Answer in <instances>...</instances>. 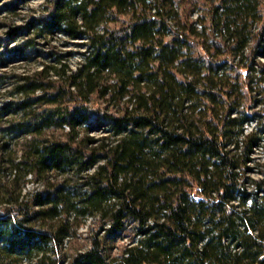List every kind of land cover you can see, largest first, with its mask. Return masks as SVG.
<instances>
[{
	"label": "trees",
	"instance_id": "16d2710c",
	"mask_svg": "<svg viewBox=\"0 0 264 264\" xmlns=\"http://www.w3.org/2000/svg\"><path fill=\"white\" fill-rule=\"evenodd\" d=\"M182 1L54 0L22 28L86 39L87 49L75 70L22 78L19 99L0 107V119L21 117L9 135L31 137L12 171L73 180L26 200L8 192L0 264H264V178L249 175L264 135V0H204L203 30L177 12ZM35 47L28 39L9 57L30 59ZM109 95L130 104L109 111ZM54 128L68 139L41 140ZM97 215L108 227L91 247L64 253L73 224ZM129 222L136 242L111 257L101 232L116 237Z\"/></svg>",
	"mask_w": 264,
	"mask_h": 264
},
{
	"label": "rangeland",
	"instance_id": "374dc122",
	"mask_svg": "<svg viewBox=\"0 0 264 264\" xmlns=\"http://www.w3.org/2000/svg\"><path fill=\"white\" fill-rule=\"evenodd\" d=\"M54 0H0V56L6 58L5 65L0 64V107L9 102L19 99L16 88L22 78L33 76L36 72L48 66H66L75 70L82 61V54L86 51V39L70 40L63 34H55L52 37H37L30 27L29 33L22 28H29V23L41 15L48 14ZM177 12H181L183 17L191 24H195L201 30L207 17V2L204 0H183L181 7H176ZM125 23L122 21H111L105 24L101 30L120 27ZM172 24L177 27L178 22ZM183 26V23H180ZM252 32H258L261 24L249 23ZM203 30V29H202ZM203 32V31H202ZM205 37L201 38L203 42ZM28 39H33L36 52L26 57H9L15 50L22 46ZM253 45L251 44V47ZM189 54L188 51H184ZM258 61L264 65V40L258 48ZM111 84L112 81L110 80ZM129 98L114 99L107 96L101 101L102 106L109 111H119L129 105ZM259 109H263L260 106ZM20 115H5L0 119V207H6L7 202L13 198L8 197V192L13 190L16 197L21 194V200L29 199L32 195L42 190L46 184L55 185L58 183L72 182L71 176H64L57 173H49L45 182L38 181L35 177H24L23 174L16 175L12 169L13 161H18L23 153L30 146L31 137L22 133L9 135L6 128L10 124H16L20 120ZM255 128V124H250L247 130L250 132ZM68 129H57L46 131L41 140L52 138L54 140L65 141L68 139ZM103 134L92 132L90 136L100 138ZM249 175L254 179L264 178V135L261 145L252 155V162ZM69 220H74L73 218ZM99 215L87 218H80L70 229V237L64 242L63 252L72 256L78 252H84L91 247V240L106 225ZM104 226V227H105ZM106 241V253L111 257H121L126 248L136 242L137 231L135 225L129 222L126 228L116 237L106 236L105 231L101 232ZM25 264H35L25 263Z\"/></svg>",
	"mask_w": 264,
	"mask_h": 264
}]
</instances>
